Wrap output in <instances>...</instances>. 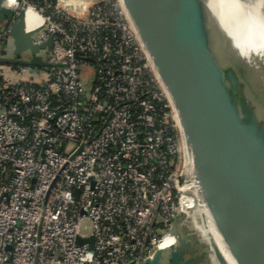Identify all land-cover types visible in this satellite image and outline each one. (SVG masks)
Returning <instances> with one entry per match:
<instances>
[{
    "label": "built area",
    "instance_id": "built-area-1",
    "mask_svg": "<svg viewBox=\"0 0 264 264\" xmlns=\"http://www.w3.org/2000/svg\"><path fill=\"white\" fill-rule=\"evenodd\" d=\"M28 6L50 46L0 61V264H148L194 191L173 102L121 0H17L1 57Z\"/></svg>",
    "mask_w": 264,
    "mask_h": 264
},
{
    "label": "water",
    "instance_id": "water-1",
    "mask_svg": "<svg viewBox=\"0 0 264 264\" xmlns=\"http://www.w3.org/2000/svg\"><path fill=\"white\" fill-rule=\"evenodd\" d=\"M121 1L177 111L195 188L204 199L201 222L206 206L237 263L264 264V105L234 64L222 63L224 40L242 60L227 36L220 37L217 52L210 50L201 0ZM11 13L0 0V21ZM23 13L19 9L16 21ZM35 30L14 36L0 61L41 64L38 52L50 40L33 43ZM187 214L181 208L176 218L183 226ZM82 240L92 247V237ZM212 248L219 264H228ZM204 252L182 227L164 252L146 262L199 264Z\"/></svg>",
    "mask_w": 264,
    "mask_h": 264
},
{
    "label": "bare ground",
    "instance_id": "bare-ground-1",
    "mask_svg": "<svg viewBox=\"0 0 264 264\" xmlns=\"http://www.w3.org/2000/svg\"><path fill=\"white\" fill-rule=\"evenodd\" d=\"M6 2L10 7L17 5V0H6ZM201 2H203V17L206 21L204 30L207 35L208 46L212 52H217L220 37L227 36L234 46L236 56L242 60V63L245 62V66L252 64L250 55L256 54L264 58V0H201ZM23 16L24 19L18 21L16 28L11 32V36L39 24L36 12L30 6L24 8ZM194 178L196 177H193L192 180L194 191L186 200L182 201V204H184V210L190 213L191 210L195 212L194 207H197L198 210L195 214L201 217L203 211L200 202H204V199L195 188L196 180ZM204 209L206 222H203L200 228L205 231L212 253V247L215 246L228 264H238L220 234L209 209L206 206ZM180 228L178 223L173 225L170 235L167 236L170 243L180 233ZM212 257L219 264L214 253Z\"/></svg>",
    "mask_w": 264,
    "mask_h": 264
},
{
    "label": "rangeland",
    "instance_id": "rangeland-1",
    "mask_svg": "<svg viewBox=\"0 0 264 264\" xmlns=\"http://www.w3.org/2000/svg\"><path fill=\"white\" fill-rule=\"evenodd\" d=\"M223 44V50L221 55V61L223 64H226L227 62L231 61L234 66L239 71V74L242 75V77L248 82L252 90H256L258 100L262 102L261 104L264 105V62L262 59L258 58V56L250 55V59L252 64L245 66V62L241 63L235 55L231 52L228 46V42L224 40ZM242 65H241V64ZM254 80V81H253ZM262 89V91H261ZM261 91V92H260ZM195 212L197 207H194ZM194 210H191V213L189 212L186 215L183 230L187 235H189L192 239H194L197 244L199 245L200 249L204 250L205 258L203 263L201 264H217L216 260L210 255L207 254L208 247L206 244V241L204 239L205 231L201 227V218L195 214V212H192ZM197 213V212H196ZM90 225L91 222L89 219L84 218L79 223V232L83 235H86L90 231ZM208 240V239H206Z\"/></svg>",
    "mask_w": 264,
    "mask_h": 264
},
{
    "label": "crops",
    "instance_id": "crops-1",
    "mask_svg": "<svg viewBox=\"0 0 264 264\" xmlns=\"http://www.w3.org/2000/svg\"><path fill=\"white\" fill-rule=\"evenodd\" d=\"M189 236V235H188ZM204 239H205V241H206V244H207V247H208V255L210 256H213V253H212V250H211V248H209V244H208V240H206L207 239V237H206V235L204 234ZM201 263H203V261L202 262H200L199 264H201Z\"/></svg>",
    "mask_w": 264,
    "mask_h": 264
},
{
    "label": "trees",
    "instance_id": "trees-1",
    "mask_svg": "<svg viewBox=\"0 0 264 264\" xmlns=\"http://www.w3.org/2000/svg\"><path fill=\"white\" fill-rule=\"evenodd\" d=\"M52 2L54 1V0H51Z\"/></svg>",
    "mask_w": 264,
    "mask_h": 264
}]
</instances>
